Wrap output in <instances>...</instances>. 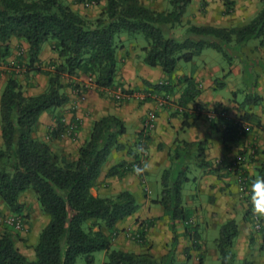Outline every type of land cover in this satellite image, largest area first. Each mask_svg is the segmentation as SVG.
Segmentation results:
<instances>
[{
    "label": "trees",
    "instance_id": "16d2710c",
    "mask_svg": "<svg viewBox=\"0 0 264 264\" xmlns=\"http://www.w3.org/2000/svg\"><path fill=\"white\" fill-rule=\"evenodd\" d=\"M193 1L170 0L171 9L160 12L141 0H76L77 4L86 6L105 3L100 14L89 19L62 0H0L1 58L10 55L12 39L26 42L29 46L26 55L17 58L16 68L26 67L27 74L41 73L48 78L47 89L30 96L14 69L0 70V82L6 77L0 101L3 140L0 147V201L11 214L22 216L24 205L20 198L27 191H32L42 211L49 217V223L34 248L35 260L20 252L14 235L7 231L1 233L0 264H76L80 256H88V262L93 263L92 255L101 251L107 254V264H159L149 253L113 250L112 236L118 233V225L140 208L134 194L129 191H121L112 197L92 194L112 152L125 149L121 141L127 131L123 120L108 115L96 121L77 158L59 159L53 150L51 141L59 138L65 129L61 118L57 119V127L49 134L50 141L39 139L37 132L44 113H54L69 103L66 91L69 85L65 87V79L92 76L97 89L115 86L119 72L116 38L121 35H142L145 38L143 62L151 68H160L167 77L161 83H148V86L165 96L176 91L173 77L180 61L192 63L207 48L231 60L234 52L238 53L253 40L259 41V47L264 46V0H261L260 10L245 25H190L183 38L173 36L171 30L182 25ZM222 1L226 6L225 14H231L235 2ZM45 43H50L56 57L43 65L40 55ZM47 68L50 70H44ZM182 83L185 89L177 103L180 108L187 109L201 91L193 76L185 77ZM260 100L259 96L249 94L242 107L257 106ZM189 118L190 115H183L184 127L190 126ZM255 118L245 110L241 121ZM222 132L225 143L235 142L240 136V128L229 123L225 124ZM207 143L204 140L177 145L169 154L171 167L162 174L160 199L153 201L161 205L163 217L169 219L174 241H177L176 223L179 221L185 225L196 248L200 247L199 237L190 223L194 211L184 205L182 198L183 187L190 181V164L211 173L218 172L219 166L231 169L232 173H237L240 168L223 161L214 168L206 158ZM256 155L254 173L245 171L238 174L239 180H244L247 187L255 176H264V149L260 152L257 148ZM182 161L187 162V166H182ZM139 164L141 160L137 155L134 165L122 162L112 167L106 177L122 179ZM0 216L4 219L14 217L1 213ZM22 221L27 227L25 219ZM259 232L264 250V230ZM239 235V225L234 219L220 226L215 243L221 264H236L234 245ZM199 264H203L202 256Z\"/></svg>",
    "mask_w": 264,
    "mask_h": 264
},
{
    "label": "crops",
    "instance_id": "0c3cea01",
    "mask_svg": "<svg viewBox=\"0 0 264 264\" xmlns=\"http://www.w3.org/2000/svg\"><path fill=\"white\" fill-rule=\"evenodd\" d=\"M232 1L235 2L233 12L225 14L226 6L222 0H194V3L192 2L193 5L191 4L193 7L192 11L187 15L189 12L187 10L185 16L187 15L189 18L195 17L194 21L197 24L201 23V25L231 27L233 25H241L244 23L245 17H252L254 15L255 11L251 3L252 0ZM201 2L207 3L208 7V12L204 16L202 13H199ZM249 6H252V8ZM224 16L230 18L229 20L227 19L226 26L223 25L221 20ZM19 44H23L25 50L29 47L26 42L12 39V53H16L14 46ZM137 46H140V48L137 49ZM142 47L144 46L131 42L129 49L125 45L118 52L119 72L115 86L112 88L97 89L96 85H92L89 88L79 90L82 87V82L86 81L87 76L82 75L80 78H67L69 86L66 88V91L70 98L69 103L54 113H44L41 116L37 137L46 142L50 141L49 134L57 127V119L61 118L65 129L59 138L51 141L53 150L55 145L59 144L63 155L77 158L80 148L88 140L92 126L96 121L108 115H115L123 120L127 131L121 141L125 145V149L121 151L114 150L112 152L107 164L103 168L97 187L92 189V194L100 197H107L109 194L116 195L121 191H129L134 194L140 209L132 217L121 222L118 225V230L120 232L126 229L131 230L132 239L141 244L127 241L122 234L118 242L125 246V251L132 250V252H140L139 254H141V250H144V252L152 254L156 259L159 250L160 253H162L161 251L165 253L164 248L168 247L174 237L170 229L169 219L163 217V208L161 205L153 203L154 200L160 199V196H157V198L152 197V184L159 183L163 172L172 165L169 154L182 142L196 143L207 140L208 143L205 147L206 158L208 162L213 164L214 168H218L217 163L221 161L225 164L236 163L238 159L244 160L247 155L255 159L258 158L251 148L255 146V149L258 148L260 152L264 149V91L260 90L259 87L256 88L254 95L260 97V103L257 106H246L243 109L242 104H239L237 100L238 89L230 86L231 93H234L235 100L233 101L222 94L220 95L217 91L228 87L226 79H216L217 71H221V69L211 68L206 65L202 69L198 68L190 71L189 74L175 73L173 83L177 85L176 91L164 99L162 97L163 93L154 91L148 86V83L156 85L167 80V77L160 68L149 67L143 62L144 59L142 57H138L137 50H140ZM255 48L260 53L257 63L264 66V46H255ZM237 55L239 53L234 54V57ZM240 55L238 57L243 56L242 60L244 62V53ZM55 57L56 55L52 51L50 43H45L40 55L43 65L48 64ZM241 72V68L233 67L230 74L231 76H237L241 75ZM256 73H258L257 77H259V80L264 81V72L256 71ZM40 74L37 76L30 74L32 75L31 78L25 76L26 79H22V85L30 96H36L44 92L43 89H39V86L41 82L47 83V78L43 79L44 76ZM190 76H193L197 85L199 84L202 88L200 90L201 94L195 102L202 106L203 111L205 110V104L211 109L219 107L218 112L225 110L227 116L226 114L224 115L228 117V120L222 117L216 122H211L202 113L201 115L190 116L188 120L190 126H183V114L189 115V108L194 102L187 109L180 108L177 102L185 89V84L182 83V80ZM5 82L6 77L4 76L0 83V101ZM76 84L80 87L76 88ZM148 90L150 92L146 94ZM136 91L142 94H139L137 97ZM144 93L146 96L153 95V97L151 96V99L145 101L143 100L145 98ZM82 95L84 99H82ZM168 98L176 101L174 104H169L167 102ZM245 110H248L250 114L255 115L257 118L252 121H241V116L244 115ZM151 112L155 114V122L153 129L149 130L145 124L148 114ZM235 114H238V119H236ZM226 123L240 128L241 134L235 142L225 143L223 141L222 130L225 128ZM73 127L75 128L71 130ZM243 128L249 130L248 136L246 134L243 135ZM66 133L67 135H65ZM146 137H149V140ZM2 143L0 117V147ZM139 146H143L147 149V152H138L137 148ZM137 155L141 162L146 159L151 160L152 170L149 173L137 176L132 171L122 179L106 177L107 172L112 167L122 162L134 165ZM240 163L237 173H232L231 169L227 170L224 166H219L218 172L214 173L196 166L199 169L194 177V185L196 187L194 186L193 190L191 189L190 195H185V186L187 184L190 185V179L184 185L182 192L184 205L194 211L192 218L198 213L200 217L198 221H213L212 223L217 224L219 227L228 220H236L239 225L240 235L235 241L234 250L238 259L243 258L244 255H249V247L255 240L262 246L261 236L254 232L246 217L239 219L233 211L237 203L245 204L249 199L250 187H248L247 191L239 187L240 180L238 174L240 175L245 171L253 174L254 168L257 165V162ZM235 174L236 176H234ZM34 196L32 191H27L20 198V203L24 205L22 213L24 218L11 214L0 201V210L6 217L14 216L19 219H25L28 228L30 225L28 232L18 231L13 226L5 225L6 231L16 237L17 248L30 260H35L34 248L39 241L42 230L49 223L48 215L42 211ZM149 223L151 224L150 228ZM0 229L2 230V228ZM195 231L197 232L196 235H198L197 228ZM142 232L145 234L142 235ZM176 233L180 240L182 239L185 242V247L183 245L179 246L181 250L177 251V255L181 263L187 264L194 253L191 252V248L194 247L193 238L188 234L185 225L179 221L176 223ZM145 244H149V252L145 251ZM201 244L204 248V241ZM255 254L257 256L253 259L255 260V264H264V255L258 257L259 254ZM197 261L199 262L198 256Z\"/></svg>",
    "mask_w": 264,
    "mask_h": 264
},
{
    "label": "rangeland",
    "instance_id": "374dc122",
    "mask_svg": "<svg viewBox=\"0 0 264 264\" xmlns=\"http://www.w3.org/2000/svg\"><path fill=\"white\" fill-rule=\"evenodd\" d=\"M62 1L66 5L67 4L71 5L75 10L76 9L79 10L82 15L86 16L89 19L96 18L100 14V12L102 11V8L105 4V3H102V5H100V6H86L83 4H77L76 0H62ZM141 1L143 4H145L146 6H148L149 8H151L155 11L162 12V11H169L171 9L170 0H141ZM251 3L253 5L254 11H255L254 15L252 17H245L244 21H243L244 23H242L241 25L247 24L255 16V14L260 10V8L262 6L261 0H252ZM249 7L252 8V6H249ZM192 8L193 7L190 5L188 8L189 12L187 15H189V13L192 11ZM207 8H208L207 3L201 2L199 13H202V15L204 16L208 12ZM187 15L184 16L182 25L171 30L172 35L179 38V39H181L185 36L186 30L190 25H201V23L197 24V22L194 21L195 17L189 18V16H187ZM227 19L229 20L230 18H227L226 16H224L221 19L223 22V25H225V26H226ZM234 26H238V25H233L231 27H234ZM125 42H127V44H125ZM131 42L136 44V45H142V46L146 45V40L142 35H136L133 37V36H129V35L127 36L124 34V35H121L119 37V39H118V37L116 38V43L118 44V47H119L118 52L125 45L129 49ZM11 46L12 45H11V41H10L9 48L11 49V51H10V55L7 58L2 59L1 54H0V70L6 72L8 70L12 71V69H14L18 78H20L21 81L23 78L26 79L25 76H29L31 78L32 75L27 74V68L26 67L21 66V67L16 68V64H18L17 58L19 56L26 55L25 54L26 50L24 49L23 44H19V45L14 46L16 53H12ZM255 46H259L258 40H253V41L249 42L245 47L240 48L239 52H238L239 55H237L236 57H232L231 60L225 58L222 53H220V52H218L212 48H207L204 50V52L202 53V55L200 57L197 56L196 58H194V61L192 63H185L183 61H180L178 63L177 72L189 74L190 71H193V70L198 69V68L202 69L206 65L211 67V68H217V69L219 68V69H221V71H217L218 73L216 74V79H218V80L219 79H224V80L226 79V83H227L228 87L224 90L220 89L217 92H219L220 95L222 94L224 97H227L233 101V100H235V98H234V93H231V87L230 86H234L236 89H238L237 100H238L239 104H243L247 98V95L255 94L256 88L259 87L260 90L264 91V81L259 80V77H257L258 73H256V71L264 72V66L259 65L257 63L259 60L258 56L260 55V53H259V51L256 50ZM137 47H138L137 49L140 48V46H137ZM142 49H143V47L140 50H137V52L139 54L138 57H140V58L142 57L144 59V52L142 51ZM241 53H244V55H245L244 62L242 60L243 56L238 57V56H241L240 55ZM234 54H236V52H234ZM54 59L55 58H53L52 60H54ZM10 67L12 69H10ZM233 67L241 68L242 69L241 75L231 76L230 72H231V69ZM251 69H252V71H251ZM44 70H50V69L47 68ZM33 74L35 76H37L40 73H33ZM40 75H43V74H40ZM43 76H44L43 79L47 78L45 75H43ZM1 82H2V80H1ZM68 83L69 82L67 81V79H65L64 80L65 87H67ZM47 87H48V78H47V83L41 82L39 89H43L45 91L47 89ZM198 88L200 90L202 89L199 86V84H198ZM26 92L28 93V91H26ZM149 92H150V90L146 91V94H148ZM136 94L138 97L139 94H142V93L139 91L138 92L136 91ZM144 95H145V93H144ZM151 96L153 97V95H151ZM151 96L145 95V98L143 100L148 101L149 99H151L150 98ZM162 97H164V99H165L166 96L163 94ZM143 100H141V101H143ZM175 101L176 100L172 101L169 98L167 100V102L169 104H174ZM201 107L202 106L199 103L194 102V104L189 108V115L194 116V115H201L202 113H204L205 117L211 122H216L219 118H222V117H225V119L228 120V117H226L227 114L225 113V110H221V112H218L219 107L211 109L208 107V105L205 104L204 105V109H205L204 111H203V108H201ZM224 114H226V116ZM210 115H212L213 118L210 117ZM235 117H236V119H238L239 118L238 114H235ZM242 130H244V132H242L243 135L246 134V136H248L249 130L247 128H243ZM65 135H67V133ZM54 150H55L54 152L58 155L59 159H62L63 157L67 158V155H63V153L61 152L59 144L55 145ZM251 150H252V152L256 153L257 148L255 149V146H253L251 148ZM242 162H243V164L254 163L255 158L248 157V155H247V157L244 160H242ZM185 163H187V162L182 161L181 165L187 166V165H185ZM221 163H222V161H221ZM237 165L238 166H236V167L239 168V164H237ZM189 167H190V172L188 175H189V178L191 179V182H190V185L187 184L185 186V195L186 196L190 195V191H191V189L193 190L194 186L196 187V185H194L195 184L194 183V177L196 176L197 171H199V169L195 166L194 163L190 164ZM196 169H198V170H196ZM243 181L244 180H242V182ZM239 185H240L239 187H243L242 183H240ZM152 190H153V194H152L153 198H157V196L161 195V192H162L161 180L157 184H152ZM112 196H115V195L109 194L107 197H112ZM34 197H36V196H34ZM241 205H243V206L240 207ZM250 209H251V205H250V200L248 199L247 202H245V204L240 203V202L237 203L235 205V208L233 211L239 219H241L242 217H246V219H249L248 221L250 222L252 229L254 230L255 233L259 234V236H260V232L254 228L252 221L250 219V216H251ZM0 213H1V215H4L1 210H0ZM199 218L200 217L197 213V215H195V216H193V218H191L190 223H191L193 229L197 228L198 237L200 239L199 240L200 247L199 248H196V247L191 248V252L192 253L194 252V253L192 254V256L189 259V261L187 262V264H199V262L197 261V256H198V258H200L202 256L203 264H221V261H220V258H219L218 252H217V248H216V243H215L216 239L219 237L220 227L217 226V224L216 225L213 224L212 223L213 221L200 222V221H198ZM210 225H211V227H210ZM0 228H2V230L0 229L2 231V232L0 231L1 233L6 231L4 223H0ZM149 228H150V226H149ZM130 231L131 230L126 229V230H123L120 232V230H119L118 233H115L112 236L113 250H117V249L118 250H124V251L126 250L125 246L122 245L120 242H118L121 234L123 235L124 238H126L127 241L129 240L130 242H134L136 244H141L140 242H137L136 240L132 239V237H131L132 233ZM203 241L205 243L204 248H203V245L201 244ZM189 242H190V240H189ZM182 245L185 247V242L182 239L180 240V238L178 236L177 241H174V239H173L171 241V243L168 245V247L164 248L165 253L163 251H161L162 253H160V250H159V254L156 257V261L159 262V264H183L180 262L179 256L177 255V251L181 250L179 246H182ZM144 247H145V251L147 250L149 252V250H150L149 244H145ZM260 247H261V245L255 240L254 243H252V245L249 247V251H250L249 255L248 256L244 255L243 258H241V259L237 258L236 264H255V260H253L254 258L257 257L255 253L259 254L258 257H261V255L262 256L264 255V250H262ZM127 252H132V250H127ZM141 253H146V252H144V250H141ZM92 257H94L93 263L88 262V256H80L77 259L76 264H107L108 263V257H107L106 252H104V251L96 252L92 255Z\"/></svg>",
    "mask_w": 264,
    "mask_h": 264
},
{
    "label": "clouds",
    "instance_id": "9594fccd",
    "mask_svg": "<svg viewBox=\"0 0 264 264\" xmlns=\"http://www.w3.org/2000/svg\"><path fill=\"white\" fill-rule=\"evenodd\" d=\"M138 152L146 153L147 149L143 146L137 148ZM152 170V162L150 159H146L137 165L133 172L137 176L145 175ZM249 200L251 205V216L250 219L254 228L264 230V176L257 175L250 180L249 188Z\"/></svg>",
    "mask_w": 264,
    "mask_h": 264
},
{
    "label": "built area",
    "instance_id": "2783aa9c",
    "mask_svg": "<svg viewBox=\"0 0 264 264\" xmlns=\"http://www.w3.org/2000/svg\"><path fill=\"white\" fill-rule=\"evenodd\" d=\"M95 85V80L92 76H87L86 81L83 82V84L81 85V89H86L89 88L90 86ZM82 99H84V96L82 95ZM165 102V101H162ZM210 117H212V115H210ZM213 118V117H212ZM154 122H155V114L153 112L148 114L147 120H146V128L148 129H153L154 127ZM75 127L71 128L74 129ZM242 160L238 159L236 161V163H234V166H238L237 164H239ZM240 183L243 184V190L247 191L248 187L244 185V182L240 181ZM4 218L0 216V222H5L6 224L13 226L14 228H16L18 231H28V228L24 225L22 219H19L17 217H9V218Z\"/></svg>",
    "mask_w": 264,
    "mask_h": 264
}]
</instances>
